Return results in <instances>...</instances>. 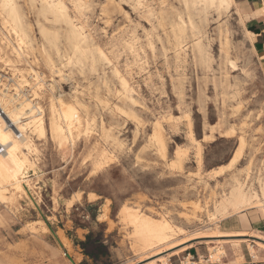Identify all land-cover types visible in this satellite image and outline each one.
<instances>
[{
	"label": "rangeland",
	"instance_id": "1",
	"mask_svg": "<svg viewBox=\"0 0 264 264\" xmlns=\"http://www.w3.org/2000/svg\"><path fill=\"white\" fill-rule=\"evenodd\" d=\"M17 1L33 28L34 67L47 82L39 99L47 122L48 106L54 93L55 96L61 95L66 102L78 100L83 103L87 108L84 114L94 120L95 130L88 141L84 136L77 140L72 155H63L50 139L38 142L41 150L40 178L32 179L39 188L37 196L41 198V203L38 210L26 199L12 209L0 205V220L3 221L0 223V263L13 261L24 264L27 243L23 240L29 231L22 233L21 230L29 222L43 220L52 231L49 234L52 237V225H57L56 218H50L53 208L67 204L66 199L73 198L77 193H82V197L94 193L97 199H101L104 205L102 221L108 220L111 211V229H119V244L125 250L129 264H149L153 261L163 264L160 258H168L169 254L183 248L187 250L200 241L208 244L206 247H218L219 244L215 245L211 239L192 241L185 247L140 263L143 258L134 252L131 228L122 221L119 212L127 205L148 215L165 216L184 231L180 239L185 241L197 233L212 234L217 231L215 226L222 221L211 223L209 212L213 211L221 196L229 192L234 178L247 181L249 188L258 189V178L264 176V73L242 22L232 11L219 13L216 9H208L206 14L200 15L193 10L197 31L189 26L187 10L181 0H143L141 4L166 5L151 11L140 9L135 0H88L91 7L86 8L83 15L88 21L87 30L92 44L105 50L112 64L99 63L93 69L87 60L83 66L75 64L63 68L61 59L53 50L48 54L57 68L63 71V76H59L51 73L48 59L42 55L40 46L43 41L37 26L36 10L29 0ZM70 13L73 16V12ZM181 17L187 28L182 45L187 49L177 61V42L172 31ZM48 27L60 30L59 46L64 53L67 48L65 25ZM226 37L229 44L224 47ZM125 41L136 42L139 58L125 48ZM198 41L205 46L204 58L200 57L194 45ZM228 58L236 62V69L230 66ZM113 65H117L122 74H131L130 84L134 92L130 95L137 104L129 102L123 93ZM0 71H3L0 76H5V83L8 82L6 78L14 77L2 64ZM28 79L32 82L31 77ZM25 92L31 95L30 88ZM188 116L198 140L209 134L217 140L213 144L201 142L205 168L200 172L195 168L196 150L189 141L186 129ZM161 117L165 118L161 121L167 147L165 158L152 141L154 123ZM102 123L113 136L106 144L100 140ZM227 132L233 136L224 138ZM239 137L247 143L241 161L232 169L225 170L221 177H210V169L230 162L238 148ZM115 138L119 143L114 142ZM97 143L111 151L115 159L109 166L95 171L96 155L92 150ZM49 144L53 151L49 150ZM178 147L188 149L181 169L171 166ZM113 173L119 176V184L112 182ZM193 204H200L202 210L194 214ZM202 253L205 251L202 250Z\"/></svg>",
	"mask_w": 264,
	"mask_h": 264
},
{
	"label": "bare ground",
	"instance_id": "2",
	"mask_svg": "<svg viewBox=\"0 0 264 264\" xmlns=\"http://www.w3.org/2000/svg\"><path fill=\"white\" fill-rule=\"evenodd\" d=\"M135 1L140 5L143 0ZM0 2H2V0H0ZM12 2L15 5L14 10L4 11L0 9V64L5 66L6 69H9L14 76L10 79L6 78L8 80L7 83L3 81V78L5 76H0V122H3L10 129H14L13 134L15 136H25L27 138V142L31 144L32 147L31 151H29V148L27 146H23L20 141H17L16 151L6 153L4 150V152L0 153V205L12 209L20 201L26 199L31 203L35 210H38L39 203H41V198L38 197L39 193L37 192V190L39 188H37L36 182L32 179V177H36L37 179L40 178L41 170L39 167V161L41 150L38 142L47 141L48 139H50L56 145L59 151L63 153V155H67L68 153L72 155L77 140H79L81 136H84L88 141L93 136L95 128L94 120H90L84 114V112L87 111V108L83 103L79 102L78 100L66 102L62 99L61 95L55 96L53 92L48 106L49 115L47 122L44 107L41 106L39 102L35 103L37 99L34 98L35 96H38L40 99V93L43 91V87L47 85V82L45 81L42 74L38 72L34 67V65L36 64V57L34 56L35 41L33 38V28L27 22V18L22 12L18 1L12 0ZM37 2L43 3L44 0H29V3L35 10L36 8L33 7V4ZM76 2L77 0H47V3L50 4H54L57 6L63 5V9H61L60 7H54L47 8L42 11L36 10L37 26L39 27V33L43 41V44L40 46L42 55L47 57L51 73L54 74L55 72L59 76H63V71L60 68H57L50 56V53L48 54V52L53 50L56 51L57 55L61 59L63 68L71 67L75 64L83 66L82 64L87 60L90 61V66L93 69H96L99 63L107 65L112 64V61L108 58L105 50L92 44V37L87 30L89 28L88 21L87 18H85L83 15V11L86 8H82L79 10L76 9L73 6ZM83 2L89 4L88 0H83ZM181 2L187 10V14L189 17V26L192 30L196 29L198 31L193 19V10L197 14L202 15L206 14L208 9L205 10L202 8L188 6L197 2V0H181ZM216 10L220 13L218 9ZM70 11L73 12V16L71 15ZM231 11L232 9H229L225 11V13ZM125 18L127 19V17ZM182 18L183 17L180 18V23H178L172 31L177 42L175 55L177 61L181 59V56L186 52L187 49H185V47L182 45L184 43L187 32L186 22ZM41 20H43V22H45L46 24L41 22ZM49 25H65L66 29L64 31V38L67 48L64 53L61 52V48L59 46L61 39L60 30L57 28H50L48 27ZM245 33L253 43V35L248 32ZM81 37H86V40L80 39ZM77 43L80 44L81 49L78 53L75 49V45ZM135 43L131 41H125L124 46L125 48L129 49L131 54H133L135 57H138L139 53ZM228 44L229 38L226 37L224 47ZM194 45L197 47L196 49L199 51L200 57L204 58L205 46L202 41H198ZM153 50L154 49H152V52ZM101 52L104 53L103 56L101 55ZM33 57L35 60L31 61ZM70 57H74L73 63L71 65H69ZM227 61L233 69L237 68L235 61L229 58L227 59ZM22 65H24V67ZM2 72L3 71H0V73ZM113 72L118 78L122 91L124 94H126L129 102L135 104V100H133L130 95L132 92H134L130 84L131 74L128 72L126 73V75L122 74L117 65H113ZM28 77H31L33 83L30 82ZM27 88H30L31 95H28V93L25 92ZM30 105H35V108L30 110ZM40 109H42V111ZM123 113L128 114V112ZM129 116L134 118L136 121H139L137 117H134L131 114ZM14 119L23 122L25 132L21 133V124L14 123ZM164 119V117H161L157 122L154 123V134L152 135V141L158 146L159 153L163 158L166 157L167 151V147L163 138L164 136L162 135L161 126V121ZM29 125H31L30 131L28 130ZM187 126L188 127L186 129L188 130L189 141L196 150L197 159L195 168L200 172L205 168V162L202 156L201 142L209 141L213 144L216 143L217 140L211 134L203 137L201 141L198 140L193 130L192 120L189 118V116ZM41 127L44 130V139H41L37 134L38 128ZM101 131L102 133L100 135V140L104 144L108 143L110 139H113L112 134L107 128H105L104 123L101 124ZM33 136L36 137L34 140L32 139ZM232 136L233 134H230L228 132L224 134V138H231ZM118 141L119 140L115 138L114 142L119 143ZM245 144H247L245 139L243 137H239L238 148L236 149L230 162L224 166L210 170L208 172V175L213 178H218L225 173V170L228 171L235 167V165L239 163L243 157ZM0 147L4 149L5 146L0 145ZM92 152H94V155H96L94 161L95 171L103 169L105 166H109L115 159V156H113L112 152L107 150V148L100 147L99 143L94 145ZM175 154L176 159L172 161L171 166L173 167V164L175 163L176 167L173 168L181 169L183 160L185 158L187 159L188 149L178 147V150ZM233 161H235V163H233ZM249 177L250 173L248 172V178ZM258 185V189L251 188L252 186L249 188L247 181L242 182L239 179L234 178L231 189L227 194L222 195L220 200L216 202L213 211L209 212L207 210V212H209V221L211 223L218 224L221 221H225L240 213H245V211L255 209L259 211L264 221V176L263 178H258ZM82 195V193L75 194V196L67 202L68 209L73 207L76 202L81 201ZM89 199L94 201L97 199V196L94 193H89ZM192 208L194 210V214L202 210V206L200 204H193ZM119 216L121 217L122 221L131 228L130 235L134 244V252L137 253L140 258H143L142 260H140V263L151 261L153 257H157L166 252L174 251L178 247H185V245L191 243L192 241L211 239L212 242H216L220 245L234 244L235 246H237L240 243L244 242L245 238L236 237H245L246 235H248L247 233L243 232H225L217 230L212 234L197 233L193 235L192 238L184 241V239H180V236L184 233V231L165 216L148 215L140 211L138 208H133L127 205H124L120 209ZM103 218L104 216L101 215L99 217V220L102 221ZM46 223L43 220H39L37 222H29L24 226L21 232L25 233L29 231L36 235L52 234V231ZM256 237L264 240V236H261L260 234H256ZM58 238L61 242V245L69 250V240L62 234H60ZM255 243L264 248L263 243ZM184 251H186V248L177 250L173 252V254H169L170 256L168 258L177 256ZM209 251L211 261L213 262L219 261L221 259V256L225 254L223 246L220 249L211 248ZM174 253L176 254L174 255ZM168 258H160L159 261L163 264H171L169 263ZM0 264L4 263L1 262ZM9 264H16V262L11 261V263ZM149 264H156V261L150 262ZM182 264H193V262H191L190 259L187 258V260L183 261Z\"/></svg>",
	"mask_w": 264,
	"mask_h": 264
},
{
	"label": "crops",
	"instance_id": "3",
	"mask_svg": "<svg viewBox=\"0 0 264 264\" xmlns=\"http://www.w3.org/2000/svg\"><path fill=\"white\" fill-rule=\"evenodd\" d=\"M239 8L240 12L234 15L243 22L244 32L253 35L252 45L264 73V19L242 14L248 8H264V0H243ZM71 199L72 197L66 199V202ZM103 207L100 198L92 201L87 193L70 209L67 204L60 205L58 209L53 208V215L50 218H56L57 221V225H52L54 234L52 237L49 234L36 235L31 232L26 234L27 238L23 240L27 243V250L24 248L26 253L23 257L24 264H129L128 256L119 244L121 235L119 229H111L109 223L113 221L111 211L108 220H99L104 214ZM214 230L247 233L245 237H236L245 238L247 242L240 243L238 247L234 244L206 247L208 244L202 241L195 242L186 251L171 257L170 263L182 264L187 258L207 257L211 248L220 249L223 246L225 254L213 264H233V261L235 264H264V248L255 243L264 244L263 239L256 237V234L264 236V221L258 210L245 211L222 221ZM19 232L17 235L20 234ZM60 234L69 240V250L61 245L58 238ZM213 243L216 245V242ZM202 250L205 253H202Z\"/></svg>",
	"mask_w": 264,
	"mask_h": 264
},
{
	"label": "snow or ice",
	"instance_id": "4",
	"mask_svg": "<svg viewBox=\"0 0 264 264\" xmlns=\"http://www.w3.org/2000/svg\"><path fill=\"white\" fill-rule=\"evenodd\" d=\"M243 2V0H197V2L188 5L189 7H196V8H202V9H218L221 13L232 9L233 10V14L240 12V8L239 5ZM234 4L236 5V7L234 8ZM76 9H82V8H90L91 5L84 3L83 0H77V2L73 5ZM33 7L36 8L37 11H42L44 9L47 8H54V7H60L61 9H63V5H54V4H50L47 3V0H44L43 3L37 2L35 4H33ZM140 8H144L148 11H151L154 8H159V7H166V5L163 4H140L139 5ZM15 5L12 2V0H2V2H0V9L4 10V11H11L14 10ZM247 14L253 17H258L260 19H264V8H257V9H245L244 13L242 14ZM80 39L86 40V37H81ZM75 49L76 52H80V44L77 43L75 45ZM101 55L103 56L104 53L101 52ZM73 59L74 57H70L69 58V65H71L73 63ZM54 74H56L54 72ZM35 99H37V102H39V97L35 96ZM30 110L35 108V105H30ZM21 110V109H18ZM42 111V109H40ZM14 123H20L21 124V133L25 132V128L23 127V122L18 121L16 119H14L13 121ZM31 125H29V131H30ZM14 129H10L9 127H7L3 122H0V145L5 146L4 150L6 153H10L12 151H16V147H17V141H20L22 143L23 146H27L29 148V151H31V147L32 145L29 144L27 142V138L25 136H15L14 134ZM41 139H44V130L43 128H38V133H37ZM36 137L33 136L32 139L34 140ZM62 147V145H61ZM49 150L53 151L52 149V145L49 144ZM233 163H235V161H233ZM173 167H176V164H173ZM112 182L114 184H119L120 183V178L116 173H113L112 176ZM122 186V185H121ZM3 221L0 220V223H2ZM233 264H235V262L233 261Z\"/></svg>",
	"mask_w": 264,
	"mask_h": 264
},
{
	"label": "built area",
	"instance_id": "5",
	"mask_svg": "<svg viewBox=\"0 0 264 264\" xmlns=\"http://www.w3.org/2000/svg\"><path fill=\"white\" fill-rule=\"evenodd\" d=\"M2 152H4V149L0 147V153ZM190 261L193 262V264H213V261H211L210 254L207 257L201 256V257H198L197 259H190Z\"/></svg>",
	"mask_w": 264,
	"mask_h": 264
}]
</instances>
